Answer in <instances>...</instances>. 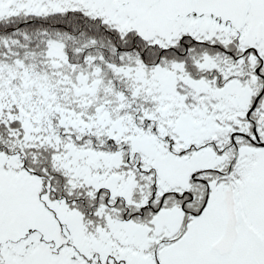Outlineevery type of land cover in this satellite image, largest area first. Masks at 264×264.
<instances>
[{"label": "snow or ice", "instance_id": "6c2138e0", "mask_svg": "<svg viewBox=\"0 0 264 264\" xmlns=\"http://www.w3.org/2000/svg\"><path fill=\"white\" fill-rule=\"evenodd\" d=\"M0 264H264V0H0Z\"/></svg>", "mask_w": 264, "mask_h": 264}]
</instances>
